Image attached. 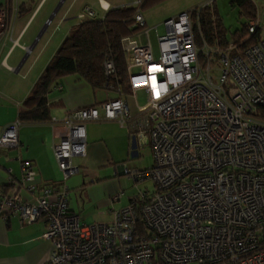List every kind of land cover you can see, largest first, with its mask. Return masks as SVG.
Returning a JSON list of instances; mask_svg holds the SVG:
<instances>
[{
  "label": "built area",
  "instance_id": "1",
  "mask_svg": "<svg viewBox=\"0 0 264 264\" xmlns=\"http://www.w3.org/2000/svg\"><path fill=\"white\" fill-rule=\"evenodd\" d=\"M212 1L162 20L157 56L148 43L127 39L129 94H145L143 105L134 102L136 114L121 90L105 82L118 97L67 110L50 124L63 179L78 169L84 121L114 119L125 126L138 143L149 145L152 164L122 172L133 180L150 178L151 190L130 196L109 222L83 221L69 209L65 183L36 193L40 181L30 163L19 160L18 178L0 163L7 174L0 218L44 222L41 236L50 251L43 264H264V120L255 115L264 108V23L257 16L248 20L249 33L257 36L242 48L230 39L219 45L214 31L209 44L199 14ZM95 14L84 6L77 18ZM133 20L144 28L139 8ZM102 68L110 79L112 60L104 59ZM20 123L16 116L3 126L0 148L19 146Z\"/></svg>",
  "mask_w": 264,
  "mask_h": 264
},
{
  "label": "crops",
  "instance_id": "2",
  "mask_svg": "<svg viewBox=\"0 0 264 264\" xmlns=\"http://www.w3.org/2000/svg\"><path fill=\"white\" fill-rule=\"evenodd\" d=\"M133 1L109 5L107 0H99V7L105 9ZM44 2L30 0L29 7L17 16L11 11L0 32V131L17 116L22 100L56 46L69 27L79 21L68 22V17H63V20L48 29L57 10L45 24L55 2H49L46 6ZM142 8L139 7L140 13ZM43 24L40 35L29 48ZM130 37L131 34L122 38L123 48L127 45V39L132 41ZM128 95L123 97L129 111L136 114L135 104L127 101ZM116 97V92L104 87L93 88L76 73L60 77L47 95L50 118L46 121H21L17 129L19 146L0 148V163L9 167L16 178L21 174L19 160L30 163L40 181L35 188L36 193H40L44 187L61 189L65 183L70 210L78 212L83 221L109 222L113 211L125 205L127 198L114 203L115 200H110V197L107 200L105 195L114 186L115 176L123 173V159L128 157L131 145L134 147L135 138L114 119L84 121V152L78 169L63 179L51 150L50 124L60 120V116L67 110ZM120 139L126 145L124 156L117 155L114 149L115 142ZM131 153L136 154V151ZM6 181L7 174L0 168V191L6 189ZM44 230L45 224L39 219L18 223L15 217L5 220L0 218V264H43L50 251L49 241L41 236Z\"/></svg>",
  "mask_w": 264,
  "mask_h": 264
},
{
  "label": "trees",
  "instance_id": "3",
  "mask_svg": "<svg viewBox=\"0 0 264 264\" xmlns=\"http://www.w3.org/2000/svg\"><path fill=\"white\" fill-rule=\"evenodd\" d=\"M158 0H140L138 5L126 3L108 6L101 14L96 12L92 17H84L72 24L67 33L56 46L41 72L38 74L25 98L22 100L17 117L21 121H46L50 118L47 107V95L52 85L60 77L76 73L91 87H103L110 82L121 90V95L130 93L126 77L127 52L122 46V38L137 31L133 15L140 6L144 7ZM238 10L239 18L245 19L238 28L229 31L223 24L217 12L214 1L205 4L200 9L199 22L202 36L207 43H213V31L217 34V42L224 45L228 39L238 43L239 48L249 45L257 34L249 33L248 20L255 16V5L252 0H228ZM30 0L17 2L15 12L18 13L29 7ZM4 25L13 12V0H4ZM4 27V26H3ZM199 44V37L196 35ZM106 58L112 60L114 74L106 79L102 63ZM264 120V108L258 107L255 114Z\"/></svg>",
  "mask_w": 264,
  "mask_h": 264
},
{
  "label": "rangeland",
  "instance_id": "4",
  "mask_svg": "<svg viewBox=\"0 0 264 264\" xmlns=\"http://www.w3.org/2000/svg\"><path fill=\"white\" fill-rule=\"evenodd\" d=\"M52 1L55 2V4L58 2V0H45L44 6H46V4L48 5V3ZM107 1L109 5H115L119 3H125L130 0ZM205 1L207 0H158L157 2L144 6L141 9V13L143 14L146 22L144 29L136 32L134 35L131 34L130 38L132 39V41L136 42V44L148 43L150 45L153 56H157L155 39L157 33L159 34L163 32L164 28L163 24L161 23L162 20L175 15L180 11L190 9L194 6H199ZM253 2L254 5L257 6L255 16L259 18L260 22L264 23V0H253ZM214 3L216 5L218 14L221 16L223 24L229 31L238 28L240 26V23L245 20L243 18H239L237 8L234 5H231L228 0H214ZM83 6H89L99 14H101L102 12V9L99 7V0H61L57 11L52 18V22L48 26V29L53 27L59 20H63V17H68V22L79 20L76 16V13L81 10ZM146 29H148V31L145 34ZM127 101H130L132 103L136 102L137 105H143L145 102V94L140 90L136 91L135 97L130 94L127 97ZM138 141L139 140L135 139L134 147H132L131 145V147L129 148L131 151L129 150L128 157L123 159L124 161L122 162V168L143 169L149 167L152 164V154L149 145L147 143L138 144ZM125 146L126 145L122 141V139L115 142L114 149L116 154L119 156H124ZM134 150L136 151V154L131 153ZM152 188L153 182L150 178L133 180L128 174L122 173L115 176L114 186L110 188V190H108V193L105 196L107 200H109L110 195L120 191L119 197L114 201V203L122 202L123 198H127L126 201L128 202V198L134 195L138 190H151ZM103 191L104 188H102V194ZM101 193L100 191H98L99 195H101Z\"/></svg>",
  "mask_w": 264,
  "mask_h": 264
},
{
  "label": "water",
  "instance_id": "5",
  "mask_svg": "<svg viewBox=\"0 0 264 264\" xmlns=\"http://www.w3.org/2000/svg\"><path fill=\"white\" fill-rule=\"evenodd\" d=\"M60 2H61V0H58V2L55 4V6L53 7V9L51 10V12L49 13V15L47 17V20H46L45 24L48 22V20H50V18L54 14V12L57 10L58 6L60 5ZM45 24H43V26L38 30V32H37V34H36L33 42H31L29 48L32 46V44L34 43V41L36 40V38L40 35V33H41V31H42V29H43V27H44Z\"/></svg>",
  "mask_w": 264,
  "mask_h": 264
}]
</instances>
